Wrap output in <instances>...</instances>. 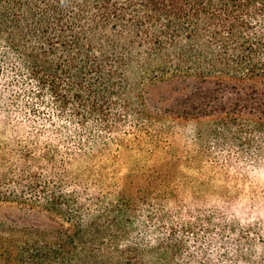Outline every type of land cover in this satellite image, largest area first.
I'll list each match as a JSON object with an SVG mask.
<instances>
[{"label":"trees","instance_id":"trees-1","mask_svg":"<svg viewBox=\"0 0 264 264\" xmlns=\"http://www.w3.org/2000/svg\"><path fill=\"white\" fill-rule=\"evenodd\" d=\"M263 158L264 0H0V264H264L171 217L180 165Z\"/></svg>","mask_w":264,"mask_h":264},{"label":"rangeland","instance_id":"rangeland-1","mask_svg":"<svg viewBox=\"0 0 264 264\" xmlns=\"http://www.w3.org/2000/svg\"><path fill=\"white\" fill-rule=\"evenodd\" d=\"M188 128L191 133L192 127ZM241 165L238 169L212 168L208 162L180 165L177 178L185 181L178 194L182 207L171 217L196 221L202 215L225 216V221L233 223L236 229L246 227L254 236L252 250L258 255L264 248V158L250 166L245 161ZM234 237L231 235V242ZM188 244L187 249L193 251L197 243L189 239ZM209 251L210 255L215 254L213 246ZM181 261H186V257Z\"/></svg>","mask_w":264,"mask_h":264}]
</instances>
